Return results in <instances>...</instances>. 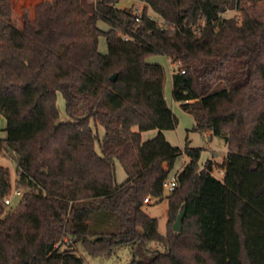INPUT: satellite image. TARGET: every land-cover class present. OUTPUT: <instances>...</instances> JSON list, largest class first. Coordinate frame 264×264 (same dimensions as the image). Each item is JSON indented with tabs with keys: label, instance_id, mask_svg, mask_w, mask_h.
I'll return each mask as SVG.
<instances>
[{
	"label": "trees",
	"instance_id": "16d2710c",
	"mask_svg": "<svg viewBox=\"0 0 264 264\" xmlns=\"http://www.w3.org/2000/svg\"><path fill=\"white\" fill-rule=\"evenodd\" d=\"M119 1L44 0L20 27L13 0H0V155L14 158L23 192L16 206L6 203L13 183L0 164V264H85L77 246L94 257L128 246L127 264H264V20L242 0H140L139 20ZM156 54L184 63L173 98L195 115L196 130L229 141L223 179L213 159L201 168V148L187 143L165 235L144 199L164 197L183 150L164 133L179 122L165 68L147 61ZM185 205L178 232L172 224Z\"/></svg>",
	"mask_w": 264,
	"mask_h": 264
},
{
	"label": "rangeland",
	"instance_id": "374dc122",
	"mask_svg": "<svg viewBox=\"0 0 264 264\" xmlns=\"http://www.w3.org/2000/svg\"><path fill=\"white\" fill-rule=\"evenodd\" d=\"M95 0H86L84 3L86 8ZM242 4L254 17L264 20V0H242ZM117 6L122 9H136L143 11L147 4L140 0H120ZM149 14L153 18L161 21L160 16H158L152 9L149 8ZM226 17H241V13L238 10H229ZM20 24V20L17 21ZM98 25L103 29H108L109 26L104 21H99ZM99 49L101 52L106 53L108 51V45L106 38L104 36L100 37ZM147 61L149 63H159L165 68L166 79H165V97L169 107L172 109L173 113L178 119V125L175 129H170L164 131L166 139L173 144L182 148L183 152L179 155V158L174 163L171 169L168 179L165 184L164 197L162 199L153 198L152 202L144 206L145 211L152 217L159 219V231L161 234H167L168 232V220H169V198L168 196L172 193L169 189V185L176 179L179 172L184 168V166L190 161L189 155L184 151L187 143L190 147L201 148V159L199 160L200 167H204L208 159H213L214 175L219 179H223L224 173L221 169V165L227 159L228 152V140L224 135L214 136L211 135L210 131H200L196 130V117L190 111L183 108L182 103L175 101L173 98V72L171 69V59L162 54H156L148 57ZM66 102L62 93L58 94V106L60 110L61 119L67 118L66 114ZM6 125L7 120L5 116L0 115V138L6 136ZM135 130H139L138 127H134ZM102 133L104 129L101 128ZM158 133L157 129H152L144 131L143 139L147 140L153 138ZM97 149L100 152V147L97 145ZM0 164L8 167L11 170V178L13 183V191L11 194L12 205L16 204L20 200V196L16 195V180H17V165L14 158L8 154L0 155ZM116 180L118 183H122L128 177L123 165L120 162L116 164ZM174 224V223H173ZM172 224V226H173ZM149 248L154 250H160L162 252L167 251V246L161 242H149ZM78 252L84 257L85 264H127L132 258V253L128 246H122L117 253L110 257H94L86 253L81 246H77Z\"/></svg>",
	"mask_w": 264,
	"mask_h": 264
},
{
	"label": "crops",
	"instance_id": "0c3cea01",
	"mask_svg": "<svg viewBox=\"0 0 264 264\" xmlns=\"http://www.w3.org/2000/svg\"><path fill=\"white\" fill-rule=\"evenodd\" d=\"M44 0H13V14L14 19L17 22L20 20L19 26L22 27L23 22V13L25 10L28 11L29 16L31 19L35 16V7L38 3L42 2ZM86 0H81V3L84 5Z\"/></svg>",
	"mask_w": 264,
	"mask_h": 264
},
{
	"label": "built area",
	"instance_id": "2783aa9c",
	"mask_svg": "<svg viewBox=\"0 0 264 264\" xmlns=\"http://www.w3.org/2000/svg\"><path fill=\"white\" fill-rule=\"evenodd\" d=\"M136 13H137V17L136 19L139 20L140 19V13L141 11L139 10H136ZM126 39H128V37H125ZM171 69H172V72L173 73H176V72H181V73H184L185 72V67H184V63L181 61V60H176V61H171ZM177 185V182H176V179L169 185V189L170 191L174 190V188L176 187ZM16 195L18 196H21L23 194L22 190H19L17 189L15 191ZM12 202V199H11V196H8L6 198V203L10 204ZM144 202L149 204L152 202V198L151 197H146L144 199Z\"/></svg>",
	"mask_w": 264,
	"mask_h": 264
},
{
	"label": "water",
	"instance_id": "95a60500",
	"mask_svg": "<svg viewBox=\"0 0 264 264\" xmlns=\"http://www.w3.org/2000/svg\"><path fill=\"white\" fill-rule=\"evenodd\" d=\"M116 77L115 76H112V80H114ZM186 211H187V207L186 205L184 206V208L182 209V211L179 212L178 216H177V219L176 221L174 222L173 224V229L175 231H182L183 229V219L185 217V214H186Z\"/></svg>",
	"mask_w": 264,
	"mask_h": 264
}]
</instances>
